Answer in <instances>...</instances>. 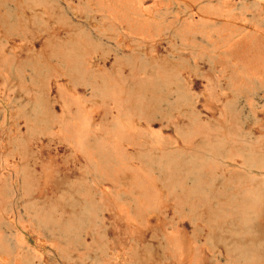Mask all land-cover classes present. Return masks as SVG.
<instances>
[{
	"label": "rangeland",
	"instance_id": "obj_1",
	"mask_svg": "<svg viewBox=\"0 0 264 264\" xmlns=\"http://www.w3.org/2000/svg\"><path fill=\"white\" fill-rule=\"evenodd\" d=\"M0 264H264V0H0Z\"/></svg>",
	"mask_w": 264,
	"mask_h": 264
}]
</instances>
